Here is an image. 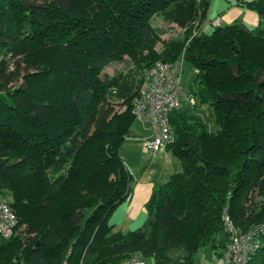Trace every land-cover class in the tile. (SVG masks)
I'll use <instances>...</instances> for the list:
<instances>
[{"label": "trees", "instance_id": "1", "mask_svg": "<svg viewBox=\"0 0 264 264\" xmlns=\"http://www.w3.org/2000/svg\"><path fill=\"white\" fill-rule=\"evenodd\" d=\"M212 2L0 0V197L10 193L24 224L0 241V264H196L205 246L223 256V213L242 232L264 223V0L239 4L260 25L206 30ZM155 17L183 36L162 42ZM123 56L134 67L101 77ZM181 57L195 72L189 94L218 128L172 110L167 149L181 168L153 189L144 227L114 230L141 76ZM258 240L246 264H264Z\"/></svg>", "mask_w": 264, "mask_h": 264}, {"label": "built area", "instance_id": "2", "mask_svg": "<svg viewBox=\"0 0 264 264\" xmlns=\"http://www.w3.org/2000/svg\"><path fill=\"white\" fill-rule=\"evenodd\" d=\"M218 26L219 21H212ZM183 59L174 62L158 61L146 69L138 87V96L132 105L134 118L144 121L150 135L144 140V146L152 153H158L174 139V131L170 122V113L180 106L183 97L190 104L195 98L187 95L181 84ZM229 241L223 252L224 264H246L259 244V235L264 234V223L240 231L233 225L226 214H222ZM18 225V219L9 203L0 197V241L10 238ZM123 264H146L139 257L127 259Z\"/></svg>", "mask_w": 264, "mask_h": 264}, {"label": "crops", "instance_id": "3", "mask_svg": "<svg viewBox=\"0 0 264 264\" xmlns=\"http://www.w3.org/2000/svg\"><path fill=\"white\" fill-rule=\"evenodd\" d=\"M241 1L243 0H213L209 14L212 7L214 14L204 22L203 28L208 25L211 29L215 19H218L219 25L242 24L249 28L260 25L262 21L259 14L239 6ZM141 125V130L138 128L137 132L133 131L125 138L119 150L132 175L131 189L128 197L114 208L108 222L114 230L121 232L142 228L148 220L146 204L153 189L181 168L179 160L170 153L167 146L158 153L146 149L144 140L150 135V129L144 121H141Z\"/></svg>", "mask_w": 264, "mask_h": 264}, {"label": "rangeland", "instance_id": "4", "mask_svg": "<svg viewBox=\"0 0 264 264\" xmlns=\"http://www.w3.org/2000/svg\"><path fill=\"white\" fill-rule=\"evenodd\" d=\"M213 14L214 13H213V7H212V11L210 14L208 13V17L206 20L211 18ZM153 25L158 27L162 31V36H161L162 42L167 41L170 38H180L183 36V29H181V27H179L176 24H168L167 22H164L160 17H155L153 19ZM205 27H206V30H210V27L208 25H205L204 29ZM162 42H159L156 45L157 51H160L162 49ZM132 67L134 66L132 62L130 61V59L127 56H123L122 59L116 60L112 62L111 64H109L107 67H105L101 71L100 75L101 77H104L105 75L111 76V75L116 74L119 71H126ZM181 71H182L181 72V84L185 92L187 93V95H189L190 88L191 87L193 88L195 86L194 84L195 72L187 60L183 61ZM195 101H196L195 103L196 106L193 107L188 101V98L183 97L180 102L181 109L191 110L193 112V108H194L195 113L203 120L207 129L210 131H216L218 126L215 123V121L211 118V116L207 113L206 107L198 104L196 99ZM140 127H142L141 121H139L138 119H135L132 124L131 134L133 133V131L137 132L138 128L141 130ZM123 155L125 156L124 152H123ZM1 197L7 203H9L11 200L10 193H8L5 190L1 191ZM145 225L146 223L142 227H144ZM23 228H24V224H20V225L18 224L14 234L18 233L19 229H23ZM193 260L196 264H222L223 262L222 257H220V255L214 254V251L210 246H205L202 250L198 251L193 256ZM145 262L146 264H153L150 258H147Z\"/></svg>", "mask_w": 264, "mask_h": 264}]
</instances>
